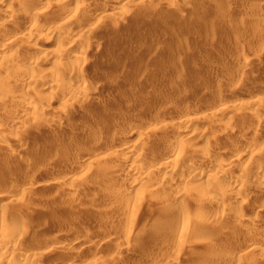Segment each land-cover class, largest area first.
Masks as SVG:
<instances>
[{
    "label": "rangeland",
    "instance_id": "374dc122",
    "mask_svg": "<svg viewBox=\"0 0 264 264\" xmlns=\"http://www.w3.org/2000/svg\"><path fill=\"white\" fill-rule=\"evenodd\" d=\"M11 1L0 239L32 264H264V0ZM14 39L40 48L12 68Z\"/></svg>",
    "mask_w": 264,
    "mask_h": 264
},
{
    "label": "bare ground",
    "instance_id": "6f19581e",
    "mask_svg": "<svg viewBox=\"0 0 264 264\" xmlns=\"http://www.w3.org/2000/svg\"><path fill=\"white\" fill-rule=\"evenodd\" d=\"M64 1V0H63ZM65 1H67V0H65ZM8 1H6L5 2V0H0V12H2V13H5V14H7V17L8 18H10V19H12V17H14V15H15V11H14V9H13V7H11V4H13L12 3V1L10 0L9 2H11L10 4H9V2L7 3ZM32 4V3H31ZM77 10V9H76ZM29 12V11H28ZM38 13V12H37ZM37 13L35 12V13H33V15H37ZM75 13V12H74ZM4 14V15H5ZM47 14V13H46ZM18 16V15H17ZM106 16V15H105ZM2 17V16H1ZM15 17H16V15H15ZM38 17V16H37ZM52 18V16H49L46 20L48 21V19H51ZM5 19V18H4ZM35 19V18H34ZM37 19V18H36ZM18 21V20H17ZM21 21V20H20ZM35 24V23H34ZM64 26V25H63ZM16 28V27H15ZM60 30V29H59ZM59 30H57V29H55V30H53L52 31V33L53 34H55V33H58L59 32ZM76 31V30H75ZM78 31V30H77ZM80 35V34H79ZM59 36V35H58ZM63 36H65V35H63ZM22 37V36H21ZM66 38V37H65ZM15 41V39L14 40H10V41H8V42H5V44H4V49L1 51V54L6 58V61L7 62H10L9 63V67H11L12 66V68L14 67V66H17L18 64V62L17 61H19V60H24V59H26V58H28L29 56H32L33 55V57H32V59L34 58L35 59V57H34V55L35 54H37L38 53V50H39V46L37 45L38 44V42H37V44H32V43H30V44H28V45H26L20 52H18V51H16V50H14L13 48H12V44H13V42ZM69 41V40H68ZM78 41V40H77ZM43 44H45L46 43V41H43L42 42ZM57 44H59V43H57ZM14 45V44H13ZM57 47H58V49L59 50H61L62 52H64V53H69V50H71V49H69V48H64V47H62V45H57ZM263 47V46H262ZM261 51H262V48H261ZM85 54L86 53H84V52H81V53H76L75 55V57H77L78 59H84L85 58ZM36 56V55H35ZM39 58V57H38ZM44 58H45V56H44ZM76 59V58H75ZM77 61H79V60H77ZM21 62V61H20ZM35 63H37V61L35 62V60H34V65H35ZM17 64V65H16ZM245 69V68H244ZM251 77V76H250ZM34 81H36V80H34ZM61 80H57L56 79V81L55 82H52L51 84H50V86H51V88H54L55 86H58V84L59 83H62V82H60ZM70 82V81H69ZM238 82V81H237ZM82 84H83V81L79 78H77L75 81H73L72 82V86L75 88V89H77V90H80V88H81V86H82ZM60 86V85H59ZM50 88V87H49ZM262 88V87H261ZM256 89V88H255ZM259 90H260V88H259ZM260 92V91H259ZM218 93L219 94H222L223 95V91L222 90H219L218 91ZM228 93V92H227ZM2 95V91L0 90V96ZM227 95V94H226ZM225 96V95H224ZM24 100H26V106H33L34 107V103H33V101L30 99V97L28 98V97H26ZM21 101V100H20ZM22 102V101H21ZM264 102V98H257V99H252V101L251 102H249V103H251L252 105H255V107L256 106H260L261 107V104ZM190 103V102H189ZM22 104V103H21ZM190 106H191V104H190ZM189 107V106H188ZM28 108V107H27ZM219 112H221V111H219ZM223 113V112H222ZM210 115V114H209ZM213 115V114H212ZM184 119V118H183ZM208 120V119H207ZM196 122V120H193V119H184V120H181V121H178V122H175L173 125L175 126V127H182L183 129H181L182 131L183 130H187L188 128H190L191 126H193L194 125V123ZM84 126V125H83ZM131 128V127H130ZM178 128V129H179ZM195 128V127H194ZM83 129H84V127H83ZM87 129V128H86ZM52 130H53V128H52ZM56 130V129H55ZM181 131V132H182ZM192 131H193V129H192ZM60 131H58V133H59ZM194 132V131H193ZM55 133V132H54ZM61 133V132H60ZM64 133V132H63ZM135 133H136V131L134 130V129H129L128 131H127V134L130 136V137H132V136H134L135 135ZM45 134V133H44ZM49 134H51V133H49ZM53 134V133H52ZM195 134V133H194ZM192 135V134H191ZM190 135V136H191ZM53 136V135H52ZM57 138V137H56ZM43 139V138H42ZM46 139V138H45ZM49 139V138H48ZM179 140V139H178ZM181 140V139H180ZM47 141V140H46ZM49 142V141H48ZM48 142L46 143V144H48ZM81 143V142H80ZM37 144L38 143H36V145L35 146H37ZM43 144H45V143H43ZM79 144V143H78ZM185 144V143H184ZM42 145V144H41ZM40 145V146H41ZM239 151H242V152H244V154L245 153H247V154H250V155H253L254 153L250 150V149H248V148H239ZM261 151V150H260ZM136 156V155H135ZM149 155H143V157H140V159H141V161H143L144 163H148V164H151L152 163V159L150 158V157H148ZM126 157V156H125ZM130 157V155L129 156H127V158H129ZM126 158V159H127ZM135 158H137V156L135 157ZM240 158V157H239ZM133 160H135V159H133ZM232 160H234V159H232ZM236 160H238L237 158H236ZM230 162V161H229ZM117 165V164H116ZM116 165H115V167H116ZM113 166H114V164H113ZM114 167V168H115ZM111 168H113V167H111ZM117 169V168H116ZM118 170V169H117ZM113 171V170H112ZM132 177H133V180H134V183H135V185H142V173H140V172H138V171H135V172H133L132 174ZM140 176V177H139ZM209 176H210V174H209ZM210 178V177H209ZM190 181V176L188 175V176H186V175H181L180 177H179V182L181 183V185H186V184H188V182ZM198 185H200L201 186V189H203V190H207L208 189V186L207 185H205V184H203L202 182H197V186ZM183 187H185V186H183ZM183 187H182V189H183ZM111 188V187H110ZM180 188H181V186H180ZM177 192H180V191H177ZM184 192V190H182V193ZM180 194V193H179ZM181 196V195H180ZM179 206H177V207H179L180 209L182 208V202H179V204H178ZM177 209V208H176ZM182 210H183V208H182ZM6 216V215H5ZM8 216V215H7ZM12 217V216H11ZM10 216H9V219L11 218ZM264 217V216H263ZM6 218V217H5ZM4 218V219H5ZM8 218H6L5 220H7ZM11 219H13V218H11ZM10 219V220H11ZM150 219V218H149ZM260 220V222H262V221H264L262 218H259ZM14 222V221H13ZM37 225V224H36ZM36 227V226H35ZM37 228V227H36ZM30 229V228H29ZM29 229H28V231H29ZM35 229V228H34ZM38 229V228H37ZM32 230V229H31ZM5 231V230H4ZM35 231V230H34ZM31 231H29V233H30ZM34 233V232H33ZM47 233V232H46ZM36 234V233H35ZM39 234V233H38ZM25 236V235H24ZM45 236V235H44ZM47 237L49 236V235H46ZM45 236V240L47 241L48 240V242H49V238H47ZM45 242V241H44ZM53 242V241H52ZM251 242H253V241H251ZM256 242H258V241H256ZM258 244V243H257ZM59 247V246H58ZM256 247H257V245H256V243H250L248 246H245V248H246V250L247 251H251V250H253V249H256ZM54 248V247H53ZM55 248H57V246L55 247ZM23 249H24V246L22 245V242L20 243V242H17L16 244H11L10 242H7L6 240H2V239H0V251H1V255H2V257L0 258V264H3L4 262V260L6 261H9V262H12V263H16V264H32L34 261H36V260H38L39 258H40V253H42V252H40V253H37V251H36V253H35V251H34V253L32 254L31 252H28V251H26V248L24 249L27 253H31L30 255L29 254H27V253H25V252H23ZM58 249V248H57ZM57 249H54V250H57ZM22 251V252H21ZM246 252V251H245ZM48 254V253H47ZM46 254V255H47ZM43 255H45V254H43ZM38 256H39V258H38ZM42 257V256H41ZM206 257V256H205ZM37 258V259H36ZM203 258V257H202ZM203 259H205V258H203ZM208 259V258H207ZM198 260V259H197ZM209 260V259H208ZM208 260H206V261H208ZM195 261V260H194ZM199 261V260H198ZM204 261V260H203ZM9 262H7V263H9ZM37 262V261H36ZM197 262V261H196ZM205 262V261H204ZM209 262V261H208ZM6 263V264H7ZM195 263V262H194ZM203 263V262H202ZM201 264V263H200ZM207 264V263H206Z\"/></svg>",
    "mask_w": 264,
    "mask_h": 264
}]
</instances>
